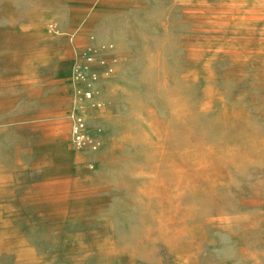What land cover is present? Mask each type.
<instances>
[{
  "label": "rangeland",
  "instance_id": "374dc122",
  "mask_svg": "<svg viewBox=\"0 0 264 264\" xmlns=\"http://www.w3.org/2000/svg\"><path fill=\"white\" fill-rule=\"evenodd\" d=\"M71 5L0 0V264H264V0L138 4L73 106Z\"/></svg>",
  "mask_w": 264,
  "mask_h": 264
},
{
  "label": "crops",
  "instance_id": "0c3cea01",
  "mask_svg": "<svg viewBox=\"0 0 264 264\" xmlns=\"http://www.w3.org/2000/svg\"><path fill=\"white\" fill-rule=\"evenodd\" d=\"M72 3L74 2L77 8L83 10V13L80 14V17H85L89 19V26H77L74 28L71 23L68 24L65 19L74 17L72 14L73 8H69L68 10L65 8L61 13L55 12L52 17L58 18V21L61 26L63 47H66L68 50L72 49L75 52L82 51V49H89L92 47H97L102 42H110L113 38L115 32L112 26L114 22L118 26L124 25L126 19L129 17L137 16L139 14V6L140 3L150 4L152 2H157L159 0H70ZM137 5V6H135ZM115 21L113 22V20ZM83 25V24H82ZM71 29H75L76 38L72 39L70 37ZM114 55V52H108L107 56ZM79 57L74 59V64ZM92 71H95L97 75H102L104 71V66L94 64L91 67ZM74 76V69L72 67V62H68L64 59L61 62L59 69L56 71L55 75H53V79L55 82L54 86H56V90H58L63 97H67L71 106L74 105L75 102V94L76 88L74 82L72 81V77ZM72 112L73 119H76V112L73 109Z\"/></svg>",
  "mask_w": 264,
  "mask_h": 264
},
{
  "label": "built area",
  "instance_id": "2783aa9c",
  "mask_svg": "<svg viewBox=\"0 0 264 264\" xmlns=\"http://www.w3.org/2000/svg\"><path fill=\"white\" fill-rule=\"evenodd\" d=\"M111 48L112 45L108 47L103 45L101 47H92L85 51L83 55L79 57L75 62V80L84 82L87 79H90V77L94 74L91 70V67L94 64L107 65L109 60L107 53ZM85 95L87 98H91L92 93L91 91H87ZM72 131L74 134V141L78 147L83 148L93 143V140L86 133L85 123L82 118H78L75 120Z\"/></svg>",
  "mask_w": 264,
  "mask_h": 264
}]
</instances>
